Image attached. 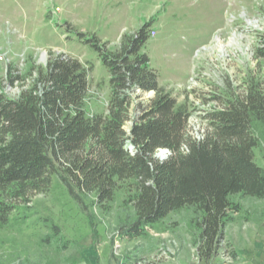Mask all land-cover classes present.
<instances>
[{
  "label": "trees",
  "instance_id": "trees-1",
  "mask_svg": "<svg viewBox=\"0 0 264 264\" xmlns=\"http://www.w3.org/2000/svg\"><path fill=\"white\" fill-rule=\"evenodd\" d=\"M153 22L150 17L122 33L115 49L76 30L108 72L105 111L86 110L92 67L71 55L50 52L44 66L30 65L23 74L6 70L8 84L27 83L11 97L0 78L1 223L15 202L47 191L54 178L74 200L93 194L98 205L110 202L124 181L134 216L116 228V237H141L170 212L191 206L198 230L195 254L209 264L223 248L225 227L240 211L230 196L264 198V169L254 158L252 131L254 120L264 123V77H251L231 98L212 95L220 108L204 114L208 126L196 140L188 133L187 103H178L160 84L145 51ZM257 41L254 56L264 61L263 33ZM136 91L152 95L136 101L132 115ZM158 148L170 154L160 158Z\"/></svg>",
  "mask_w": 264,
  "mask_h": 264
},
{
  "label": "rangeland",
  "instance_id": "rangeland-1",
  "mask_svg": "<svg viewBox=\"0 0 264 264\" xmlns=\"http://www.w3.org/2000/svg\"><path fill=\"white\" fill-rule=\"evenodd\" d=\"M150 17L145 48L150 63L160 84L191 112L203 99L200 90L231 98L251 77H264V61L254 56L264 34V0H0L2 90L13 97L27 83L8 84L6 70L23 74L30 65L44 66L50 52H62L91 65L84 105L88 112L105 111L108 72L96 49L75 32L94 34L107 42L106 49H115L122 33ZM151 95L136 91L131 114L136 101ZM252 131L254 158L264 169V123L254 120ZM128 191V183L119 182L113 199L98 205L93 194L74 200L54 178L47 191L15 202L7 222H0V264H206L195 254L198 230L191 206L170 212L141 237H116V228L134 216ZM230 198L240 211L209 264H264V198L240 193ZM229 248L237 256L231 263Z\"/></svg>",
  "mask_w": 264,
  "mask_h": 264
},
{
  "label": "built area",
  "instance_id": "built-area-1",
  "mask_svg": "<svg viewBox=\"0 0 264 264\" xmlns=\"http://www.w3.org/2000/svg\"><path fill=\"white\" fill-rule=\"evenodd\" d=\"M153 32V31H152ZM203 99L197 100L194 105L193 112L190 111L189 117H188V133L196 140H199L204 135V125H201L200 121L204 114L207 111L220 108L217 101H215L210 94H206L204 89L200 90ZM206 119V118H205ZM130 123L127 122V124ZM131 148V146H130ZM156 156L160 158H165L168 154H170V151L167 148H158L156 151ZM163 253V250L157 251V256H160V254ZM166 254V253H165ZM226 260L230 263L233 262L234 256H231L229 253H225Z\"/></svg>",
  "mask_w": 264,
  "mask_h": 264
},
{
  "label": "crops",
  "instance_id": "crops-1",
  "mask_svg": "<svg viewBox=\"0 0 264 264\" xmlns=\"http://www.w3.org/2000/svg\"><path fill=\"white\" fill-rule=\"evenodd\" d=\"M264 249V248H263ZM237 256L236 255H234V259L236 258ZM202 261V260H201ZM264 262V261H263ZM231 263V262H230Z\"/></svg>",
  "mask_w": 264,
  "mask_h": 264
}]
</instances>
